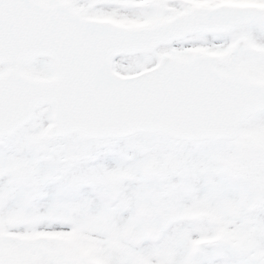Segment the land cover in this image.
Listing matches in <instances>:
<instances>
[{"label":"snow or ice","instance_id":"snow-or-ice-1","mask_svg":"<svg viewBox=\"0 0 264 264\" xmlns=\"http://www.w3.org/2000/svg\"><path fill=\"white\" fill-rule=\"evenodd\" d=\"M0 264H264V0H0Z\"/></svg>","mask_w":264,"mask_h":264}]
</instances>
